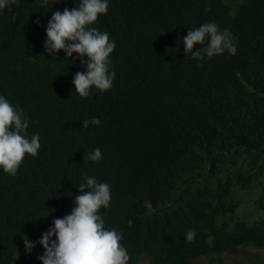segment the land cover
<instances>
[{
    "label": "trees",
    "instance_id": "trees-1",
    "mask_svg": "<svg viewBox=\"0 0 264 264\" xmlns=\"http://www.w3.org/2000/svg\"><path fill=\"white\" fill-rule=\"evenodd\" d=\"M81 2L18 0L0 10V96L41 145L16 176L0 167V264H42L39 240L71 214L85 175L110 185L98 214L122 234L128 264L221 263L225 251L264 250V220L235 219L237 191L261 187L264 209V0H107L88 27L115 41V78L88 97L73 84L86 71L78 54L44 48L52 14ZM208 22L230 31L235 55H185L183 38ZM93 117L102 123L84 128ZM96 148L102 159L92 162Z\"/></svg>",
    "mask_w": 264,
    "mask_h": 264
},
{
    "label": "clouds",
    "instance_id": "clouds-1",
    "mask_svg": "<svg viewBox=\"0 0 264 264\" xmlns=\"http://www.w3.org/2000/svg\"><path fill=\"white\" fill-rule=\"evenodd\" d=\"M17 2L0 0V10ZM44 2L46 4V0ZM107 11V0H82L78 8L54 12L47 23L45 52L55 56L62 50L67 54L65 59L76 53L86 68L84 72H77L73 79L75 92L80 97H88L93 86L101 93L113 87L115 72L110 71L109 57L116 47L115 41L110 42L107 32L88 27ZM12 19L15 20V16ZM183 44L185 55L191 53L190 58L201 62L225 51L232 55L237 52L230 31L221 30L214 22L190 29L183 38ZM197 44L202 47L193 51ZM101 123L93 117L85 120L83 127L99 126ZM28 127L29 120L25 114L6 97L0 96V167L10 176L17 175L26 154L36 157L41 147L39 134L32 135L30 140L27 138ZM87 159L99 162L102 159L101 150L96 148ZM84 181L78 187L82 194L76 196V206L71 214L54 219V227L42 234L39 244L44 248V254L38 259L42 264H128L127 250L120 244L122 234L106 229L104 219L98 214L102 207L110 205V185L97 183L95 177L87 175ZM195 237V230L189 229L187 241L194 242ZM24 247L26 252L31 253L35 243L24 237Z\"/></svg>",
    "mask_w": 264,
    "mask_h": 264
},
{
    "label": "rangeland",
    "instance_id": "rangeland-1",
    "mask_svg": "<svg viewBox=\"0 0 264 264\" xmlns=\"http://www.w3.org/2000/svg\"><path fill=\"white\" fill-rule=\"evenodd\" d=\"M231 9L235 11L238 3L229 1ZM260 182H262L260 180ZM261 187L248 192L237 191L236 198L240 199V205L236 209L235 219L253 222L255 220H264V209L256 206V200L261 194ZM222 262L211 261L209 257H199L193 260V264H264V250H256L252 247H246L237 251H225L221 254ZM139 264H147L143 259Z\"/></svg>",
    "mask_w": 264,
    "mask_h": 264
}]
</instances>
